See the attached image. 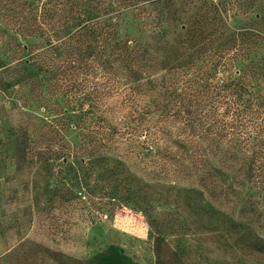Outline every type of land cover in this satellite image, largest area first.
<instances>
[{"label":"trees","instance_id":"16d2710c","mask_svg":"<svg viewBox=\"0 0 264 264\" xmlns=\"http://www.w3.org/2000/svg\"><path fill=\"white\" fill-rule=\"evenodd\" d=\"M7 1L22 37L42 39L10 44L17 63L5 64L37 72L29 92L47 115L23 127L21 149L53 181L41 190L42 212L66 203L94 224L129 207L159 227L161 195L116 154L121 139L151 141L161 160L181 152V180L195 174L204 187L184 189L189 199L238 179L249 196L264 191V0L204 1L172 41L175 0H131L146 20L136 36L121 33L112 0ZM233 9L244 20L229 28ZM71 130L77 141L66 138Z\"/></svg>","mask_w":264,"mask_h":264},{"label":"rangeland","instance_id":"374dc122","mask_svg":"<svg viewBox=\"0 0 264 264\" xmlns=\"http://www.w3.org/2000/svg\"><path fill=\"white\" fill-rule=\"evenodd\" d=\"M204 1L209 0H175L180 11L178 20L169 24L171 41ZM112 2L121 33L140 34L146 21L138 16L140 10L129 5L131 0ZM7 5V0H0V264H264V191L255 189L258 195L250 197L248 186H239L238 179L236 184H218L212 194L189 199L184 189L204 187L195 174L181 180L177 161L182 153L173 150L174 156L161 160L151 141L140 148L121 139L125 144L116 154L132 173L151 180L152 189L161 195L155 211L159 227L129 207L94 224L71 214L66 203L52 214L42 212L41 190L53 181L42 174L35 159L24 162L21 149L23 127L29 124L34 130L47 115L29 92L28 82L37 72L22 65L5 69V64L17 63L10 61V44L29 46L42 39L22 37ZM234 11L228 13L229 28L244 20ZM66 138L77 141L76 131L66 133ZM210 158L224 169L218 159ZM178 174L180 180H175ZM233 219L243 227L233 229Z\"/></svg>","mask_w":264,"mask_h":264}]
</instances>
